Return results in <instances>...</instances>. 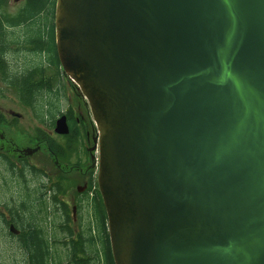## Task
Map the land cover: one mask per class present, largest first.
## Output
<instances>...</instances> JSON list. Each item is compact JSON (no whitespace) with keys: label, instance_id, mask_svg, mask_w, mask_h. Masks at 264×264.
<instances>
[{"label":"water","instance_id":"obj_1","mask_svg":"<svg viewBox=\"0 0 264 264\" xmlns=\"http://www.w3.org/2000/svg\"><path fill=\"white\" fill-rule=\"evenodd\" d=\"M55 31L115 264H264V0H57Z\"/></svg>","mask_w":264,"mask_h":264},{"label":"trees","instance_id":"obj_2","mask_svg":"<svg viewBox=\"0 0 264 264\" xmlns=\"http://www.w3.org/2000/svg\"><path fill=\"white\" fill-rule=\"evenodd\" d=\"M7 3L8 0H0V75L17 90L21 101L40 116L39 110L43 112L45 105H51L60 94V88L53 86V81L46 80L47 68L53 67L57 71L61 65L55 37L56 0H38L13 15L5 11ZM19 30L21 32H16ZM14 44H20L21 50L36 58L22 69L21 74L9 73L4 60ZM49 113L54 115L51 109ZM2 161L9 162V158L3 157ZM8 170L24 184L25 198L19 208H8L10 219L2 212L0 216L5 225L14 223L20 229L17 235L9 233L19 240V245L28 254L24 264H115L107 214L94 177L87 192L78 196V207L87 211L81 213L78 228L74 229L70 224L73 218L69 214L68 202L60 197L66 191L63 186L51 184V195L45 197L40 193L41 183H37L31 192L26 177L32 174L41 180L43 172L32 170L25 164L17 171L12 163ZM92 189L96 195L89 199Z\"/></svg>","mask_w":264,"mask_h":264},{"label":"rangeland","instance_id":"obj_3","mask_svg":"<svg viewBox=\"0 0 264 264\" xmlns=\"http://www.w3.org/2000/svg\"><path fill=\"white\" fill-rule=\"evenodd\" d=\"M13 3L5 9L6 12L9 11L10 14L16 12L18 5H14ZM16 32L21 31L19 30ZM21 48L22 46L20 44H14L4 58L5 63L8 66L9 73L21 74L23 68L27 67L29 63L36 61V58L33 59L29 52L23 51ZM59 72L60 73L57 75L55 68L48 67L46 70V77L52 78L51 80L53 81V86L60 87L64 96H70L76 104L79 102L83 107H85L83 98L79 94L76 85L62 72V70ZM62 106L65 107L63 99ZM89 108L88 104L87 109L90 114L87 117H89V121L93 123L95 129L97 130ZM11 110L22 114V119L14 126L11 123ZM35 116L36 115L33 114L31 108L21 101L17 90L11 85H8V83H6L0 75V134L5 135V142L12 143L11 141H13L14 146L21 147L29 146V144L34 143V139L31 137L36 135L37 127L39 126ZM6 117L9 121L7 119L5 121ZM87 128H89L90 131L92 130L90 125H87ZM1 142H3V140L0 138V155H5L6 152L2 150ZM48 155L49 154L46 153L44 155L45 158L49 157ZM6 156H8L10 160L16 158L14 154H7ZM95 156L96 158L98 157V151L95 152ZM42 157V154H39L38 152L33 157H29L27 161L28 163L31 162L37 165L41 171L48 170L51 174L55 175L58 168L55 167L52 159L51 161L48 158L47 160H43L44 158ZM83 159L85 161L89 160L88 156H83ZM72 176H74L71 177L72 180L70 182H66V192L65 194H62V198L69 204V214L73 218L70 224L74 229H77L80 222L78 219L81 215H79L77 211L74 213L72 209L73 205L76 203L75 199L77 198V188L78 186H82L84 184V178L79 175L77 171H75ZM26 177L28 178V185L31 192L34 190L37 183L42 184V182H45V184H51L48 177L42 176L41 180H37L32 174H29ZM23 185V183L18 181V177H15V175H13L11 171L6 168L5 163L0 158V210L2 208L9 210L8 208H19L21 206L20 202L25 198ZM46 200L48 201V199ZM6 218L9 219L10 217L6 216ZM8 226L9 225H5L2 217L0 216V264H15V262L16 264H24L28 258V254L24 248L19 245V240L10 235Z\"/></svg>","mask_w":264,"mask_h":264},{"label":"flooded vegetation","instance_id":"obj_4","mask_svg":"<svg viewBox=\"0 0 264 264\" xmlns=\"http://www.w3.org/2000/svg\"><path fill=\"white\" fill-rule=\"evenodd\" d=\"M36 1L38 0H8L7 6L4 9L15 2L13 4L18 5V9L16 10V12H18L23 10V8H25L28 4L34 3ZM7 12L10 13L9 11ZM16 12L13 14H16ZM13 14L11 13V15ZM48 79L52 81L51 77L47 78L46 80ZM79 94L83 98L85 107H83L79 102L76 104L70 96H64L61 92V89L59 98L51 105H45V110L42 109L43 112H45V115L41 110H39L38 113L40 116H38L34 109L29 106L33 114L36 115L35 117L39 124L36 135L31 137L34 139V143L29 144V146H14L13 141H11L12 143H6L5 135L0 134V138L3 140V142H1L2 150L6 152L5 155H0V158L2 160L3 157H8L6 156L7 154H14L16 158L10 160L8 157L9 162L3 161L7 169L10 167V163H12L17 168V171H19L22 168L21 166L25 164L32 170H36L41 173L43 172V176L48 177V180L51 182V184H60L64 189L67 187L66 182H70L72 180L71 177H74L72 176L73 173L77 171V173L84 178V184L82 186H78L76 191L77 198L75 199L76 203L73 206L76 207L78 214L81 215L82 212H86L87 210L84 207H78L79 205L77 203V199L80 194L84 195V193L87 192L89 184L92 182V177L95 175V144L97 130L95 129L93 123L89 121V117H87L90 114L87 109L88 104L80 91ZM47 98L48 97H46V99ZM62 99L64 100L65 107L62 106ZM50 109L52 112H54L53 116H50ZM10 113L12 114L11 123L14 126L22 119V114L13 110H11ZM62 116L65 117L69 128V133L67 134H60L55 130L56 122ZM6 119L9 121L7 117L5 118V121ZM87 125H90L93 131H90V129L87 128ZM37 147L39 148L35 149ZM38 152L39 154H42V158H44L43 160H47L48 158L51 161L52 159L55 167L58 168L55 175L51 174V172L48 170L41 171L37 165L31 162L28 163L27 159L29 157H33ZM46 153L49 154V157L47 158L44 156ZM61 153L63 154L62 157H60ZM83 156H88L89 160L85 161ZM51 184H40V193L42 196L46 197L51 195ZM65 192L62 194H65ZM62 194H60L61 198ZM95 195L96 192H94L92 189L89 193V199H92L95 197ZM0 212L4 213V209L2 208ZM8 216L10 217L9 213Z\"/></svg>","mask_w":264,"mask_h":264}]
</instances>
